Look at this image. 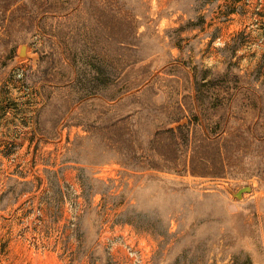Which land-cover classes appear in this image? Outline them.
<instances>
[{"label":"rangeland","instance_id":"374dc122","mask_svg":"<svg viewBox=\"0 0 264 264\" xmlns=\"http://www.w3.org/2000/svg\"><path fill=\"white\" fill-rule=\"evenodd\" d=\"M123 245L264 264V0H0V264Z\"/></svg>","mask_w":264,"mask_h":264},{"label":"trees","instance_id":"16d2710c","mask_svg":"<svg viewBox=\"0 0 264 264\" xmlns=\"http://www.w3.org/2000/svg\"><path fill=\"white\" fill-rule=\"evenodd\" d=\"M181 119L179 118L178 120L174 121V122H179ZM186 128V125H179L177 126L175 129L173 128H168V129H165V130H161V131H158L156 132L155 134V139L156 141L158 140V142L161 141V139H163L164 137L167 139H171V141L173 142L174 146L176 145V140H177V136L179 138V140L184 143L188 140V136H185V133H184V129ZM172 144V145H173ZM167 153V151H165L164 153H159L160 156H165Z\"/></svg>","mask_w":264,"mask_h":264},{"label":"built area","instance_id":"2783aa9c","mask_svg":"<svg viewBox=\"0 0 264 264\" xmlns=\"http://www.w3.org/2000/svg\"><path fill=\"white\" fill-rule=\"evenodd\" d=\"M123 250L126 251V255L129 258L131 264H147L149 257V248L143 246L144 251V261L140 260L139 251L133 249L132 245H123Z\"/></svg>","mask_w":264,"mask_h":264}]
</instances>
